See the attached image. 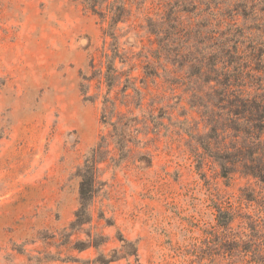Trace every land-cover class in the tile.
Instances as JSON below:
<instances>
[{
  "label": "rangeland",
  "instance_id": "1",
  "mask_svg": "<svg viewBox=\"0 0 264 264\" xmlns=\"http://www.w3.org/2000/svg\"><path fill=\"white\" fill-rule=\"evenodd\" d=\"M143 1L131 0L130 16L118 25L142 90H131L127 106L116 97L118 110L135 118L125 144L100 121L105 84L82 78L107 21L84 0H0V264H258L230 249L231 231L250 233L253 220L264 256V185L239 173L222 177L209 157L198 167L202 150L182 121L188 118L193 134L205 129L187 103L186 70L174 89L161 68L159 77L142 78L138 56L156 47L147 18L180 6ZM254 2V16L235 20L264 38V0ZM97 143L104 161L92 220L71 229L76 170ZM218 209L234 213L231 229L217 225ZM100 236L99 246L88 245Z\"/></svg>",
  "mask_w": 264,
  "mask_h": 264
},
{
  "label": "trees",
  "instance_id": "2",
  "mask_svg": "<svg viewBox=\"0 0 264 264\" xmlns=\"http://www.w3.org/2000/svg\"><path fill=\"white\" fill-rule=\"evenodd\" d=\"M179 2L177 8L171 7L163 14L157 13L155 18H147L146 28L155 36L156 47L138 56L144 59L142 78L153 80L159 77L161 68L168 74L165 77L167 88L174 89V85L181 83L178 71L186 70L184 92L189 94L187 103L199 114L205 129L203 133L193 134L188 118L182 121L187 134L195 137L202 150L198 155V167L204 157H209L222 177L230 180L232 175L239 173L264 185V79L258 74L264 72V38L261 34H247L244 25L235 20L238 15L244 18L254 16L255 2ZM84 3L92 13L107 21V26L103 28L99 54L91 57L89 74H83L82 78L87 82L95 80L98 84H105L106 96L100 121L118 130L114 137L117 142L127 144L131 141L130 122L135 118L118 110L116 97L120 96V105L127 106L131 90L136 95L142 91L136 83L137 77L131 75L136 64L131 61V52L122 47L118 26L130 16L131 0H84ZM142 3L136 4V9H140ZM199 4H204L205 8L199 9ZM227 18L230 22L226 21ZM223 23H227V27L222 28ZM260 27L258 24L254 26L259 30ZM261 31L264 33V29ZM103 153L100 143H97L77 167L79 200L74 219L69 224L71 229L92 220L90 206L100 185L97 172L100 169L98 164L104 161ZM218 211L217 225L231 229L234 213ZM258 225L255 220L248 222L250 233L230 230V249H236L230 253L231 256L239 255L246 262L264 264V256L260 254L262 250L254 240ZM100 237L99 240L88 241V245L99 246L104 241ZM119 239L125 245L126 239L122 236ZM129 254L124 253L125 256Z\"/></svg>",
  "mask_w": 264,
  "mask_h": 264
}]
</instances>
